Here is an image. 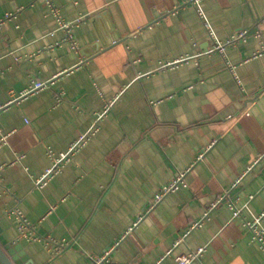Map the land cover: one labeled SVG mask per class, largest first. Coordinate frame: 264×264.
<instances>
[{
  "label": "crops",
  "instance_id": "obj_1",
  "mask_svg": "<svg viewBox=\"0 0 264 264\" xmlns=\"http://www.w3.org/2000/svg\"><path fill=\"white\" fill-rule=\"evenodd\" d=\"M51 1L78 48L48 0H0V244L31 264H264L244 225L264 211V0H201L207 23L182 0ZM227 190L242 216L210 208Z\"/></svg>",
  "mask_w": 264,
  "mask_h": 264
},
{
  "label": "built area",
  "instance_id": "obj_2",
  "mask_svg": "<svg viewBox=\"0 0 264 264\" xmlns=\"http://www.w3.org/2000/svg\"><path fill=\"white\" fill-rule=\"evenodd\" d=\"M48 3L50 4L53 12L57 15L59 27L67 30L68 38L73 43L74 47L78 48V43H76V41L73 37V34H72V28L74 27L73 25L76 23V21H68L66 19H63L59 13V10L56 9L55 6L52 4V1L48 0ZM187 3H191V4H194L195 6H198L199 14H200L201 18H203L204 21L206 22L205 13H204L202 7H200L201 0H182V4H187ZM247 36H248V31H246V30L240 31L237 33L236 36H233L232 38H230L231 40H229V42H231V43L235 42V41H237V39H246ZM224 46H225L224 43H220V44H217L216 48L219 50L220 49L222 50L224 48ZM181 60H183V59H181ZM48 84H49V82H47V81L39 80L35 84H33L29 90H26L25 92H23L22 95H25V94L33 91V90L46 87V86H48ZM15 99L16 98L11 99V100L6 101V102L0 101V112L2 110H4L5 108L9 107L14 102ZM6 138H7V134L4 133V131L2 130V128L0 126V145L2 143L6 142ZM83 140L84 139H80V140L76 141L72 145V149L70 151H68V153H61L59 156H55L53 150H50L52 157H54V159H55L54 160L55 162L53 164L54 166L51 167V169L47 173H45L41 177H38L35 181L36 184L38 186L39 185L43 186L47 183L46 181L48 179H50L51 176L58 173L61 170V168L63 167V165H64L63 163L68 161V159L70 158V154L74 150L79 148V146L82 144ZM1 171H2V166L0 167V175H1ZM184 182H185L184 173H180V175H178L177 179H175L170 185L165 186L156 195V201H161L164 198L165 194L171 192L175 188H178ZM240 182H241V180H238L236 185H238ZM224 203H227L230 206V208L232 209V211H234L235 217H240L243 215L242 208H239L237 206L235 200L231 197V194L228 190L225 191L223 193V195H221L216 201H214L210 208H213V207H216L219 205H223ZM244 225H245V228L247 229V233H249L251 235L252 241H255L259 245H261V247L264 251V211L261 212L259 215L254 216L251 219L245 218ZM19 228H20V234H21L22 238H28L29 240L42 239V236L39 233H37L36 230L33 229L34 227L31 226V224L28 222V220L26 218L21 217ZM49 243L50 244L54 243L56 245V247H55L56 251H60L61 248L66 245L65 242L59 243L55 239L50 240ZM203 251H204V248H200L198 250V252H191L189 254H183V255L178 256L177 259L179 261V264H191V262L196 260ZM108 262H109L108 253H106L105 256L95 260V264H107Z\"/></svg>",
  "mask_w": 264,
  "mask_h": 264
},
{
  "label": "water",
  "instance_id": "obj_3",
  "mask_svg": "<svg viewBox=\"0 0 264 264\" xmlns=\"http://www.w3.org/2000/svg\"><path fill=\"white\" fill-rule=\"evenodd\" d=\"M22 248L21 242L7 245L0 244V264H31L29 256Z\"/></svg>",
  "mask_w": 264,
  "mask_h": 264
}]
</instances>
